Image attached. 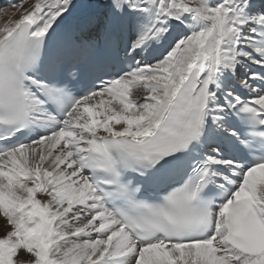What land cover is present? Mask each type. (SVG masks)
<instances>
[{
    "label": "snow or ice",
    "instance_id": "obj_1",
    "mask_svg": "<svg viewBox=\"0 0 264 264\" xmlns=\"http://www.w3.org/2000/svg\"><path fill=\"white\" fill-rule=\"evenodd\" d=\"M12 7L0 264H264V0Z\"/></svg>",
    "mask_w": 264,
    "mask_h": 264
},
{
    "label": "bare ground",
    "instance_id": "obj_2",
    "mask_svg": "<svg viewBox=\"0 0 264 264\" xmlns=\"http://www.w3.org/2000/svg\"><path fill=\"white\" fill-rule=\"evenodd\" d=\"M21 0H0V8L1 5L4 7L0 11V25L5 23L9 18H18V16L14 17V13L18 11L17 8L12 7V5H19ZM33 3V0H23V7L28 8ZM6 230H8V226L6 225L4 219L0 217V236H2Z\"/></svg>",
    "mask_w": 264,
    "mask_h": 264
},
{
    "label": "rangeland",
    "instance_id": "obj_3",
    "mask_svg": "<svg viewBox=\"0 0 264 264\" xmlns=\"http://www.w3.org/2000/svg\"><path fill=\"white\" fill-rule=\"evenodd\" d=\"M2 8H3V7H2ZM2 8H1V9H2ZM1 9H0V10H1ZM0 12H1V11H0Z\"/></svg>",
    "mask_w": 264,
    "mask_h": 264
}]
</instances>
